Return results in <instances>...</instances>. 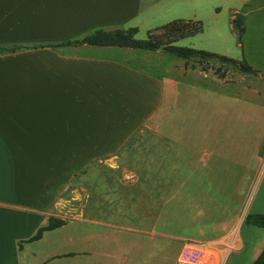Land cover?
I'll return each mask as SVG.
<instances>
[{"label":"crops","instance_id":"obj_1","mask_svg":"<svg viewBox=\"0 0 264 264\" xmlns=\"http://www.w3.org/2000/svg\"><path fill=\"white\" fill-rule=\"evenodd\" d=\"M224 10L233 35L234 21L243 26L242 41L246 26L264 22V0H0V46L22 49L0 54V264H115L113 255L101 250L111 236L103 237L100 226L129 239L162 235L159 219L174 186L185 180L205 183L214 170L225 175L235 169L242 176L241 170L250 167L247 162L224 164L227 158L219 146L230 136L231 123L242 122L234 112L247 111L246 106L258 112V197L248 209L237 208L224 226L202 219L194 233L174 239L178 258L188 255L194 264L254 262L264 247V229L245 219L264 214L261 54L258 70L252 67L256 74L202 77L215 84L210 88L183 80L174 65L179 75L168 73L166 64L152 61V55L126 51L121 58L113 56V50L125 48L48 47L97 29L148 33L175 20L202 23ZM210 53L231 59L220 50ZM257 85L258 102L230 92L238 87L256 93ZM180 92L193 103L189 147L179 134ZM140 134L155 141L145 152L148 160L129 153ZM124 153L139 159L119 161ZM103 166L124 184L140 186L141 192L133 195L140 197L118 195L114 181L102 179ZM81 180L114 201L106 205L112 214L104 213L102 203L96 207L94 195L74 216L60 210L68 194L81 198L74 191ZM156 184L165 189L151 205L148 194L154 191L144 187ZM192 200H186L192 217L203 215L206 204ZM109 215L125 222H113ZM50 217L65 224L28 242ZM216 227L217 234L208 232Z\"/></svg>","mask_w":264,"mask_h":264},{"label":"rangeland","instance_id":"obj_2","mask_svg":"<svg viewBox=\"0 0 264 264\" xmlns=\"http://www.w3.org/2000/svg\"><path fill=\"white\" fill-rule=\"evenodd\" d=\"M202 24L203 31L201 33L192 37L180 39L174 43V46L193 49L200 47L202 48L200 50L206 52H210V50H220L225 52V54L227 53L231 59L240 63H245L251 68L254 67L258 70V52L262 56L261 59H264V22H259V25L256 23L255 25L246 26L247 35L245 40L241 42L244 44V48L242 46H239L240 48L237 47V33L233 35V29L228 25V11H221L219 18H208L202 22ZM152 32L155 34L162 33L161 31L154 30ZM134 37L135 39L143 41L147 38V32L146 30L141 29V31ZM126 51H130V55H152V61L162 60V64H166L165 66L168 67V73L178 74L173 70V67L175 66L177 69L180 68V70H182L181 74L183 80L208 86L210 88H213L215 84L209 80H205L206 76L221 79L225 74L231 77L239 73L248 76L252 75L242 72L238 67L216 58L185 60L171 57L162 50L140 51L134 49H120L113 50L112 53L116 58H121L125 56L127 53ZM253 76L258 79V75ZM202 77L205 79L203 80ZM228 89L229 88H226L225 90ZM220 90L223 91L224 89L220 87ZM255 90L256 93L251 89L249 91H241L238 87H230V92L232 94L242 93V96L245 98L258 102V85ZM183 93L184 92H180L179 98L181 105V108L179 109L181 121L179 134L189 147L191 141L190 126L192 125V117L194 116L191 114V104L193 103L185 101ZM233 108L234 107H231V111H233ZM248 109H253L256 113H253ZM246 110L247 111H240L239 113L233 111L234 114H232L236 117L239 115V120H242V122L231 123L230 136H228L223 143H220L219 146L223 145L221 149L224 150V155L227 158V160H225L226 163L223 162L224 164L229 163L228 165L230 166L241 162H247L250 167L245 171L241 170L243 174L242 176L238 175L240 171L235 169L225 170V175L214 170L213 176H210L209 180H206L205 183H192V181L185 180L182 181V184L174 186L170 190L159 219V227H162V235L159 233L158 235L155 234L149 238L144 237V239L137 237L136 235V238L130 237L129 239L104 232L106 228L100 226V228H103L104 230L101 231L103 237L111 236L107 242L102 244L101 250H103V252H110L115 258V264H121L122 259L125 261L124 264H176L179 260L189 261L188 255H180L178 258V246L177 243H175V237L194 233L197 224H200L202 219L209 221L208 223L218 222V224L220 223V225L224 226V223L226 224V221H228L229 217L234 214V211H236L237 208L240 210L242 206H245V208L248 209L249 202L253 197H258V146L260 145L261 139H259L258 134H256L258 128L257 110L251 106H246ZM154 142L155 141L152 138L140 134L132 143L131 152L129 153H135L140 156V159L141 157H145V160H148L149 157L147 158L146 153L148 152V148ZM262 144H264V142ZM129 153L122 154L118 160L133 161L139 159ZM113 171L114 170L111 171L105 166L100 168L102 179L114 181V185H116V188L119 190L117 191L118 195L124 196L125 198H139L140 196L133 195L135 193H140L142 188L132 183L124 184L122 181H119V176L117 177L112 174ZM235 172L236 176H234ZM240 177H242V179ZM78 183L79 181H77L74 191L77 192L81 198L73 200V193L68 194L67 201L64 202V206H62L60 210H68V213L74 216L91 200L90 196L94 195L93 199H96V207L102 203L106 211H104V213L108 214L110 212V214H112V210H110L112 208H106V205L109 203L113 204V200L110 202L111 199L106 196L104 197L100 194V191L94 192L90 184L86 183L84 180H81L80 185H78ZM157 186L159 185L156 184V186L150 185L144 187L147 189L151 188V191H154L153 193L151 192L148 194V202L151 205L155 203L157 194L159 192L163 193V190L165 189L163 185L159 187ZM129 192L131 193L130 195ZM190 198L196 200L197 204H200V206L206 204L201 208L203 215H196L194 218L192 217L194 212L189 211L190 207H187L186 205V200ZM109 217H111L112 220H116L113 222H125L123 219H115V217L110 215ZM192 221H194L193 224H191ZM191 225H194V227L192 228ZM70 227L75 228L77 226ZM247 227L251 226H246V228ZM219 229L220 228L218 227H216V229L211 228L208 232L215 235L219 232ZM121 234L124 235L123 232ZM183 244L189 245L192 243L184 242Z\"/></svg>","mask_w":264,"mask_h":264},{"label":"trees","instance_id":"obj_3","mask_svg":"<svg viewBox=\"0 0 264 264\" xmlns=\"http://www.w3.org/2000/svg\"><path fill=\"white\" fill-rule=\"evenodd\" d=\"M234 27L237 33L238 44H242L243 26L234 21ZM154 31H161V34H155L152 31L147 33V38L143 41L135 39L138 33L136 28H115V29H97L73 41H67L59 44H51L49 48H59L67 46L88 45L94 47H116L125 49H134L142 51H158L162 50L167 55L180 59H207L216 58L224 62H228L239 68L240 71L250 74H256L249 65L240 63L232 59L218 56L216 54L195 50L192 48H182L174 46V43L180 39L192 37L203 31L201 22L192 20H175ZM24 49V48H23ZM22 50L16 47L0 46V54L16 52ZM246 224L264 229V214L248 215L245 219ZM65 222L60 219L50 217L46 225L40 227L35 235L31 237L28 242L39 240L42 234L46 231H51L63 226ZM252 264H264V247L258 257Z\"/></svg>","mask_w":264,"mask_h":264},{"label":"built area","instance_id":"obj_4","mask_svg":"<svg viewBox=\"0 0 264 264\" xmlns=\"http://www.w3.org/2000/svg\"><path fill=\"white\" fill-rule=\"evenodd\" d=\"M176 264H194L190 261L179 260Z\"/></svg>","mask_w":264,"mask_h":264}]
</instances>
